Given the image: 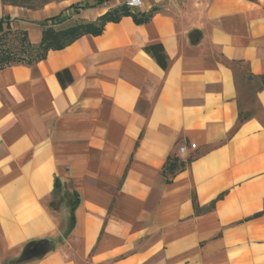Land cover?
Wrapping results in <instances>:
<instances>
[{
	"label": "crops",
	"instance_id": "crops-1",
	"mask_svg": "<svg viewBox=\"0 0 264 264\" xmlns=\"http://www.w3.org/2000/svg\"><path fill=\"white\" fill-rule=\"evenodd\" d=\"M110 1L75 12L93 0H0V19L36 45L45 18L94 21ZM131 11L150 17L0 69V264L42 238L51 250L20 264H264V0ZM154 43L166 69L144 50ZM251 86L262 118L246 109ZM171 157L184 166L166 170Z\"/></svg>",
	"mask_w": 264,
	"mask_h": 264
},
{
	"label": "trees",
	"instance_id": "trees-1",
	"mask_svg": "<svg viewBox=\"0 0 264 264\" xmlns=\"http://www.w3.org/2000/svg\"><path fill=\"white\" fill-rule=\"evenodd\" d=\"M106 0H93L92 4L85 2L83 4L72 5L71 8H74L75 12H78L81 8H86L89 6H95L98 4L104 3ZM117 5L116 7L106 11L104 14L100 15L94 21H78L71 24L64 25L63 23L68 18L66 11H62L57 15L45 18L40 21L39 24L42 28L41 38L38 44L32 45L27 37L26 32L18 31H3L2 24L3 19H0V69L13 65V64H26V65H35L38 61L45 58L49 50H58L62 49L65 46L69 45L77 38L84 34L98 35L102 32L103 27L108 21H117L120 17L125 15H132L133 18L138 21H147L150 17V13L144 15L143 13L132 12L124 3ZM4 4H10L15 6H22L29 9L38 8L43 5L46 0H2ZM139 14L140 17H137ZM16 40L15 44H10L12 39ZM144 50L149 53L159 66L163 69H166L168 66L167 55L164 51V48L161 43H154L144 47ZM57 80L61 87H66L72 82V75L68 69H61L56 72ZM262 84H264V76L262 77ZM247 115L239 112L238 123L232 130L235 132L238 125L246 119ZM184 164L175 158H168L167 164L165 166L166 170L173 171L175 168L183 167ZM171 171V172H172ZM60 188V182L56 178L54 182V189L57 190ZM75 195V193H73ZM78 204V198H73V201L70 204V216H69V225L64 233L67 235L73 228L74 225V210ZM39 243L42 246L47 248V252L51 250V240L46 238L37 239L28 241L23 249L28 245ZM22 249V250H23ZM45 253V254H46ZM19 257V256H18ZM18 257L11 261L8 264H20L22 262L18 261Z\"/></svg>",
	"mask_w": 264,
	"mask_h": 264
},
{
	"label": "rangeland",
	"instance_id": "rangeland-1",
	"mask_svg": "<svg viewBox=\"0 0 264 264\" xmlns=\"http://www.w3.org/2000/svg\"><path fill=\"white\" fill-rule=\"evenodd\" d=\"M110 1V0H109ZM120 3H122V0H118ZM109 4L111 5L112 4V1L109 2ZM16 43V40L15 38L12 39V42H10V44H15ZM246 92V99H247V107L246 109L250 112H255V114H257L260 118L263 117L259 107L257 106L255 100H254V89H253V86L249 87V88H246L245 90ZM248 113V112H247ZM48 202V206L49 208L52 210L53 214L57 215L58 214V207H57V200L55 201L54 199V202L53 201H47ZM46 202V203H47Z\"/></svg>",
	"mask_w": 264,
	"mask_h": 264
},
{
	"label": "water",
	"instance_id": "water-1",
	"mask_svg": "<svg viewBox=\"0 0 264 264\" xmlns=\"http://www.w3.org/2000/svg\"><path fill=\"white\" fill-rule=\"evenodd\" d=\"M46 251L47 248L45 246L40 245L39 243L28 245L22 250L17 260L20 262H25L33 258L43 256Z\"/></svg>",
	"mask_w": 264,
	"mask_h": 264
},
{
	"label": "built area",
	"instance_id": "built-area-1",
	"mask_svg": "<svg viewBox=\"0 0 264 264\" xmlns=\"http://www.w3.org/2000/svg\"><path fill=\"white\" fill-rule=\"evenodd\" d=\"M123 3L129 8V9H135L142 4V0H124ZM191 147H195V144L192 143ZM181 151L184 150L183 147L180 148Z\"/></svg>",
	"mask_w": 264,
	"mask_h": 264
}]
</instances>
